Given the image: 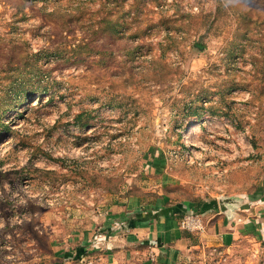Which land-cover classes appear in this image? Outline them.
<instances>
[{
  "label": "rangeland",
  "instance_id": "1",
  "mask_svg": "<svg viewBox=\"0 0 264 264\" xmlns=\"http://www.w3.org/2000/svg\"><path fill=\"white\" fill-rule=\"evenodd\" d=\"M167 214L264 264V0H0V264H149Z\"/></svg>",
  "mask_w": 264,
  "mask_h": 264
},
{
  "label": "crops",
  "instance_id": "2",
  "mask_svg": "<svg viewBox=\"0 0 264 264\" xmlns=\"http://www.w3.org/2000/svg\"><path fill=\"white\" fill-rule=\"evenodd\" d=\"M168 216L170 218L161 220V224L159 225L155 223V219L148 221V219L144 220L143 217L136 218V221L132 223L133 226H148V229L139 231L137 235H131L132 237L130 238H135L134 240L139 242L135 243V245L138 247L139 244L140 248L136 247L134 249L140 251L142 259L147 261L150 259L151 262H148L149 264H181L180 257L188 253L191 248H197V245L200 243L192 231L188 232L180 228L179 219L181 218V214L172 217L167 214L166 217ZM127 231L123 230L115 234L116 236H113L107 244L110 247H115L117 249L116 252L127 251L129 248H132L133 243L128 244L127 242L131 232L134 231L129 230L130 233ZM134 236H137V238Z\"/></svg>",
  "mask_w": 264,
  "mask_h": 264
},
{
  "label": "built area",
  "instance_id": "3",
  "mask_svg": "<svg viewBox=\"0 0 264 264\" xmlns=\"http://www.w3.org/2000/svg\"><path fill=\"white\" fill-rule=\"evenodd\" d=\"M196 221H199V219L196 217H192V218L190 217V218L184 219L183 226H184L185 230L192 231V230H195L197 228H201V227H195L194 222H196Z\"/></svg>",
  "mask_w": 264,
  "mask_h": 264
},
{
  "label": "bare ground",
  "instance_id": "4",
  "mask_svg": "<svg viewBox=\"0 0 264 264\" xmlns=\"http://www.w3.org/2000/svg\"><path fill=\"white\" fill-rule=\"evenodd\" d=\"M186 133H187L186 138H189V137L192 138V135H191V133L189 131H187Z\"/></svg>",
  "mask_w": 264,
  "mask_h": 264
}]
</instances>
